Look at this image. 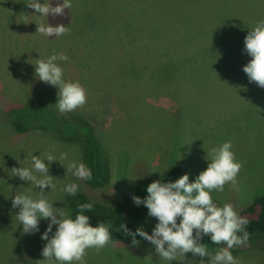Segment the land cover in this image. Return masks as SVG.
<instances>
[{
	"label": "rangeland",
	"instance_id": "rangeland-1",
	"mask_svg": "<svg viewBox=\"0 0 264 264\" xmlns=\"http://www.w3.org/2000/svg\"><path fill=\"white\" fill-rule=\"evenodd\" d=\"M26 2L0 0V264H46L42 249L47 241L41 237L49 220L41 219L39 231L25 234L16 218L20 209L12 207L15 195L31 189L38 197L40 190L12 176V168L31 167L32 155L44 159L52 152L59 160L67 152L64 166L51 162L49 174L56 177L57 190L45 188V195L67 212L65 193L59 188L75 181L79 191L86 190L72 173L66 175L68 161L81 162V142L66 140L53 129L76 128L64 124L60 114L41 116L50 128L34 127L40 124L34 107L49 109L58 100V88L35 75L37 59L53 53L69 57L59 62L64 79L79 81L88 94L87 104L77 111L111 155V182L93 192L97 197L127 198L135 177L155 174L171 163H178L181 175L187 173L195 181L208 167L207 152L226 141L243 165L239 190L228 184L212 197L220 206L232 203L240 212L264 193V88L249 82L243 71L251 59L244 40L264 20V0H86L87 7L72 5L63 16L49 15V24L70 28L69 35L60 37L36 33V22L47 23V18ZM50 2L55 6L57 0ZM140 6L143 10H136ZM105 38L109 48L101 49L97 44ZM20 106L33 112L16 115ZM14 118L29 129L15 130ZM57 227L53 225L49 238ZM136 240L138 246L112 239L99 252L89 249L85 260L182 264L161 259L143 237ZM232 254L242 264L264 263L260 242ZM186 256L189 264H200L201 259L207 264L209 259Z\"/></svg>",
	"mask_w": 264,
	"mask_h": 264
},
{
	"label": "clouds",
	"instance_id": "clouds-1",
	"mask_svg": "<svg viewBox=\"0 0 264 264\" xmlns=\"http://www.w3.org/2000/svg\"><path fill=\"white\" fill-rule=\"evenodd\" d=\"M26 3L41 17L47 18V23L36 22V33L44 37L70 34V28L62 23L55 26L49 24L48 17L65 15V10L72 7L71 0H63L62 3L57 0L55 6L50 0H44V3L39 0H27ZM244 45V51L251 59L243 66V71L249 82L264 88V20L259 21L246 35ZM61 61H69V57L63 52L53 53L47 59H37L34 65L35 75L40 81L58 88V100L55 105L61 114H66L83 108L88 102V94L79 81L64 79L65 70L59 63ZM232 147V143L226 141L208 151L205 157L209 161L208 167L201 171L193 182H189V175L185 173L175 181H152L147 186L148 195L144 199L133 195V202L138 206L145 205L148 215L158 221L151 234L142 228H138L135 234L131 233L127 226L122 224L120 228L124 233L133 236V245H139V241L135 239V235L139 234L154 246L155 253L161 259L168 262L179 261L183 264L187 260L186 254L191 253L194 257H208L207 264H242L230 250L248 242V219L240 216L232 203L218 206L211 195L214 191L223 193L228 184L239 190L237 177L243 165L236 160ZM66 160L67 152L61 153L59 160L52 152H48L44 154V159H41L40 155H32L31 167L12 168V176H18L40 190L38 197L30 194L31 189L29 193L15 195L12 198V207L20 209L16 218L23 225L25 234L39 231L41 219L49 220L41 237L47 241L42 249V261L46 264H87L85 257L88 250L95 249L99 252L108 247L112 242V235L110 226L103 222L93 226L90 223L91 217L83 214L85 210L93 209L92 203L80 204V211L73 219L62 208L54 207L53 201H49L45 195V188L57 190V184L54 182L56 177L49 174L51 162L59 161L64 166L63 161ZM69 172L77 180L93 179L91 168L77 160L68 161L66 175ZM59 191L74 196L79 191V184L75 181L67 183L60 187ZM53 225L58 227L49 238ZM203 236H210L212 244H224L226 247L212 254L205 244L200 242ZM189 262L190 260H187V264ZM204 262L203 259L200 260V264Z\"/></svg>",
	"mask_w": 264,
	"mask_h": 264
},
{
	"label": "trees",
	"instance_id": "trees-1",
	"mask_svg": "<svg viewBox=\"0 0 264 264\" xmlns=\"http://www.w3.org/2000/svg\"><path fill=\"white\" fill-rule=\"evenodd\" d=\"M117 1L119 2V0ZM71 4L74 6L81 5V7L89 6L88 4L86 5V0H71ZM136 10H143V8L140 6ZM131 11L133 12V9ZM120 16L124 18L123 16L126 15L121 13ZM117 21L123 24L122 20L116 19V22ZM115 35L119 36V34ZM84 44H86V42H84ZM97 46L101 49H108L109 42L105 38L101 41V43H98ZM34 108H36L38 111V114L35 116V118L40 122V124L34 127L43 129L50 128L44 122L41 116L52 118L54 115L57 117L60 114L63 115V117H60L64 118V124L67 126H74L76 128L74 132H66L62 128H54L49 122H47L53 127L55 131L62 133V135L65 137L64 139L77 140L81 142V162L86 164L92 170V180H81L86 190L78 191L74 196L64 194V199L68 209L67 213L74 219L80 211V204L92 203L93 209L91 211L85 210L83 214L89 215L91 217L90 223L93 226L99 222H103L106 226H110L109 231L112 235V239L120 240L123 243L132 242L133 236L126 235L124 233V231L120 228L122 224L126 225L130 232L134 234L138 228H142L148 233L153 231L156 223L158 222L157 219L148 215V209L145 205H136L133 202L132 197L133 195H136L141 199L146 198L148 195L147 186L154 180L159 179L162 182H169L178 179L180 176H182L179 164L171 163L169 166L165 165L162 169H159L155 174L135 177L136 179L133 183V192H131L127 198H123L122 200L118 201H112V199L108 200V198H99L93 192L106 188L109 185L111 182L112 171L110 169V165L112 163L110 158L111 155L108 154V148H106L101 143L102 140L100 139L99 134H95L91 124L77 110L66 114H61L57 110L55 103H52L49 109H47V107L46 109H42L41 107ZM26 110L27 109L25 106H20L18 109H15L14 112L16 115L21 112V116L28 115L29 113L33 112L32 110ZM12 127L17 131H27L29 129L28 126H26L22 120L18 118L13 119ZM189 182L193 181L189 180ZM213 200L218 206H220V202L218 204L217 199L213 198ZM238 213L240 216L246 217L248 219L249 223L246 227V230L250 233V238L243 246L234 247L230 251L234 252L245 250L255 242H260L262 248L264 249V193L255 196ZM239 234L242 235V233ZM139 237H141L139 234L135 235V239H138ZM200 242L205 244L210 253H216L222 247H226L224 244H212L210 236H203Z\"/></svg>",
	"mask_w": 264,
	"mask_h": 264
}]
</instances>
